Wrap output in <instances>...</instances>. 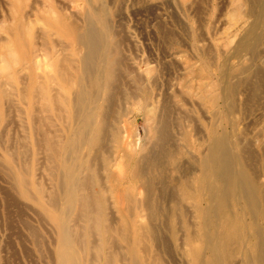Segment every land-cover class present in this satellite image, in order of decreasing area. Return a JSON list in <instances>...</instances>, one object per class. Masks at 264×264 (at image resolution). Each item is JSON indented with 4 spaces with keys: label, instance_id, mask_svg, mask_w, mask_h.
I'll list each match as a JSON object with an SVG mask.
<instances>
[{
    "label": "rangeland",
    "instance_id": "obj_1",
    "mask_svg": "<svg viewBox=\"0 0 264 264\" xmlns=\"http://www.w3.org/2000/svg\"><path fill=\"white\" fill-rule=\"evenodd\" d=\"M16 2L0 0V47L9 41L16 56L21 57L23 50L33 45L41 49L42 44L51 47L58 42L64 44L66 50L63 54L56 56L52 53L49 58V62L54 63L51 67L54 74H58L61 64L70 68L68 60L76 58L72 55L73 31L79 28L81 34H85L86 27L92 25L100 43L95 65L101 61L100 66L97 65L99 71L106 64L115 67V81L107 100L99 97L102 94L96 92L92 78L87 79L88 89L95 94L96 102L100 98L98 103L91 104L106 106L107 113L103 118L109 124L104 140L94 148L99 159H92L91 164L95 168L101 167L93 174L95 178L101 180L103 176L108 180L112 170L121 171L129 177L123 186H129L130 181V190L134 192L137 182L131 180V171L143 160L148 170L147 177L150 175L154 180L156 191L174 190L179 193V200L184 199L185 204L194 206L200 201L196 189L203 181L217 185L214 178L205 179L200 162L208 144L215 136L231 134L229 142L237 158L246 164L251 180L262 186L264 198V39L258 45L257 53H244V56L232 53L234 43L223 38L230 18L226 0H199L190 7L178 0H22V7L14 8L11 4ZM92 12L96 14L93 16ZM26 13L32 20L30 33L20 32L21 23L13 21L17 14ZM101 19L102 24L99 23ZM42 30L49 32L48 38L40 37ZM105 43L109 44L105 46ZM197 49L204 51V55L196 54ZM100 56L105 60L98 62L102 59ZM228 57L231 58L227 61ZM243 65L250 70L243 71ZM102 72L104 75L106 71ZM33 79L28 71L13 75V87L5 95L0 91V264H80L77 260L71 262L62 257L67 248L71 256L78 251L83 264L102 263V258L116 249L120 230L113 229L115 222H106L112 226L110 237L116 246L112 247L110 242L107 251L99 253L98 244L102 237L98 231V235L87 232L88 222L81 220V188L77 189L74 199L67 191L70 182L68 171L76 168L78 156H81V134L68 138L69 145L65 148H62L60 140L56 141L63 130L69 126L75 129L78 122L76 117L67 115L69 110L73 112L72 106L56 104L54 97L61 91L71 102L75 100L71 104H79L80 94L76 88L80 87L69 86L60 80V88L59 85L56 89L44 87L42 92L34 88ZM226 83L236 86L232 95L226 94ZM101 114L104 115L103 111ZM48 139L53 141L51 156ZM105 142L107 146L99 148ZM18 176L24 183V189L17 181ZM116 176L119 177L118 173ZM93 177H90L91 182H95ZM187 183L193 187L189 186L191 190L188 192ZM91 188L89 184L87 191ZM237 201V196L230 197L232 205H237ZM47 207L63 211L61 218L65 222L69 219L68 225H82L83 236L79 234L77 240L80 243H72L75 248L59 246L56 221L48 215ZM227 214V208H220L218 217L225 219ZM217 221L220 222L219 219ZM260 222L263 228L260 230L261 239L264 240L263 215ZM151 223L157 231L159 245L147 238L144 249L139 248L136 253L138 264H145L146 258L152 257L155 244L162 250V263L176 261L183 264L184 249L178 243L184 237L186 227L193 226L191 231L202 236L205 229L200 215L193 218L157 215ZM231 223L236 224V221ZM211 230L215 232L214 227ZM83 237L84 242L81 240ZM178 238L180 242L176 240ZM217 240L218 255L230 257L233 251L239 255L240 242L233 243L231 248L234 250L225 248L223 251L220 248L222 241ZM123 254H126L125 249ZM192 262L195 264L196 259ZM111 264L122 262L112 261Z\"/></svg>",
    "mask_w": 264,
    "mask_h": 264
},
{
    "label": "bare ground",
    "instance_id": "obj_2",
    "mask_svg": "<svg viewBox=\"0 0 264 264\" xmlns=\"http://www.w3.org/2000/svg\"><path fill=\"white\" fill-rule=\"evenodd\" d=\"M16 1L17 2L15 4H11V5H13L14 8H21L22 0H16ZM178 1L182 2L184 6L187 5L190 7L199 0H178ZM226 5L229 8L227 14L229 15L230 18L229 19L226 18L227 20H229L228 29H227V33L224 34L223 38H225L226 41L234 43L231 48L233 50L232 53L234 55L242 54L240 56H244V53L245 54H248L250 52L257 53L256 51L257 47L264 39V0H226ZM199 6L201 7L200 4ZM89 9L91 8L89 7ZM102 10L103 9H101V11ZM95 14L93 13V16ZM96 17L94 18L96 19ZM14 20L21 23L20 24L21 27L19 28L20 32L27 31L30 33L32 29L31 27L32 20L30 19L29 15H27V13L21 15L17 14L16 16H14L13 21ZM101 21L102 19L99 21V23ZM100 24H102V22ZM103 24L106 25V22H103ZM79 30L80 29L77 28V31H73L71 38V41L74 44L72 55L76 56L75 60H68V63L71 64L70 67L71 69L66 67L63 63L60 65L58 74L57 73L54 74V70L53 68H51L54 65V63H50L49 58L51 57L50 54L52 53L55 54L56 56L63 54L64 51L66 50L64 44H60L58 42L52 47L46 44H42L41 49L46 50V51H42V53L40 52L41 50L40 48H37L35 45H33V47L31 46L27 50L24 49L21 54V57L16 56L11 45H9V41L8 43H5V45L3 44L0 47V74H1L0 91L2 92L3 95H5L7 91L11 87H13V83H14V81L12 80L13 75L15 76L25 71H28L29 74H32L34 78L33 79L34 88L40 89L42 92L44 90L43 89L44 87L45 88L53 87L56 89L57 86L59 85L58 82H60V80L61 82H65L69 84V86L75 85L80 87L78 89L76 88V90H78V93L80 94L79 96L80 101L77 100L79 104H71L73 102L75 103V100L72 98V100L74 101L71 102V100H69L67 96L63 95V93L60 90H58L60 91V94L58 93L57 96L54 97V101L56 104L66 103L70 105V107L72 106L73 112L69 110L67 112V115L70 118L76 117V120L78 122V125L74 127L75 129L69 126L66 128V130H63V132L60 134L59 139H56V141L60 140L62 142V148H65L66 145H69V143L67 144L68 138L71 139V137L76 135L80 136L81 134V138L79 139V143L81 142V156L80 157L78 156V159L76 161V168L71 171L69 170L68 174L65 173L68 175L70 179V182L68 180L69 183H68L67 191H69L68 192L69 197L74 199L77 189L81 188V220L88 222L87 226L85 227L87 232H90L91 234L93 232L96 233L98 231L99 235L102 237L101 242L98 244L100 250L99 253L106 252L108 248L107 245L108 244L110 245V242L112 244V247H114V244L116 246L115 241H113L112 238L110 237L112 234V229H111L112 226L107 224L106 222L108 221L115 222L113 229L115 231L120 230V233L118 232L119 234L116 240V242L118 241L116 249H114V252L112 254H109L108 256H104L102 258V263L100 262L99 264H111L112 261L117 262L118 260L122 262V264H138L136 260V255H137L136 253L139 248L144 249L145 240L148 238V240H150L151 243L153 242L156 244L159 241L157 240L158 238L157 231L155 230L153 224L151 223V220L157 215H161V216L169 215V217L171 216L173 218L177 216L193 218L196 217V215L198 216L200 215L201 224L205 226L203 236L199 232L193 233L191 231V228L194 229L193 226H187L186 227L187 230L186 233L184 234V237L180 238L181 242L179 238L176 239L180 242L178 244L181 246V248L184 249L185 260L183 264H193L192 261L194 260V258L196 259L195 264H222V263L230 264L232 262L234 264H264V240L261 239L262 236L260 232L262 228L260 218L262 215L264 216V198L262 196L263 188L261 185L256 184L251 180V177L248 174L246 164L243 161H241L239 158H237L235 151L232 148L233 146H231V143L229 142V136L231 134H229V136H227L226 134H222L217 137L215 136V138L212 139L211 142L208 144L207 151L204 154L203 158H201L200 162L205 179L212 177L216 180L217 185L210 184L209 182H207V180L203 181V183L200 186H198V189H196L197 193L200 195V199H199L200 201L196 202L194 206L185 204L183 202L184 199L179 200L177 196L179 193L175 192L174 190L170 191L171 192L170 193L168 190H167L168 192H166L165 189L161 190L158 188L159 190L156 191L155 184L153 182L154 180L150 175L147 177L148 170L144 167L143 160L139 164L133 166L131 171V175H130V178H132L131 180H136L137 182L136 183L137 186L135 187L136 191L134 190V192L130 190V185H131L130 181L128 182L129 186H123L124 182H126L127 178L129 179V177L124 175L121 171L117 172L115 170H112L111 175L109 176V178L111 179L108 180L103 178V176L101 177V180L98 177L95 178L93 174L96 172V169L99 167L97 168L93 167V165L91 164L92 162L91 160L98 158L97 156L99 153L97 149L94 150V148L102 140H104L107 131V126L109 124L107 123L108 124L107 125L103 118L105 116V113H107L106 106L105 105L102 106L101 104H97V105L91 104L92 102H96V96L95 94H91L92 92L88 89L87 79L92 78L93 86L95 87L96 92L102 94L99 95V97L101 96L102 100H104L103 97H105V99L107 100V98H109L110 95L109 90L115 81V77H114L115 67L113 66V64H106L105 66L102 65L103 70L101 69L102 71H106L105 72L106 74L104 73L103 75V72L99 71L100 69L98 68V66L100 65L98 64L101 62L100 60H103L104 58L100 56V58L102 59L98 60V62L100 61L97 64L98 66L95 65L97 62L96 60L98 59L99 46H100L98 34L94 30H92V25L91 26L88 25L86 27L85 34H81ZM200 33L202 35V32ZM107 34L109 33H107L106 31V35ZM48 36H49L48 31L45 30L41 31L40 37L42 39H46L48 38ZM7 39L10 40L9 38ZM108 44L105 43V46ZM207 44H209V42ZM222 48L224 47H221V49ZM104 49H103L104 52L108 50L105 49L106 50L105 51ZM81 51H82V55H81ZM191 51H193V49ZM195 51L197 52V53L195 52L196 54L204 55V51L203 53L200 52L199 49ZM233 54L230 56H233ZM229 58L231 57H228L227 61L230 60ZM60 61L61 60H59V62ZM95 69L96 72H94ZM242 69L245 72L250 70L245 65H243ZM192 71L193 70H191V72ZM191 72L189 71V73ZM257 72L259 73V71ZM225 79L226 78H224V81ZM58 87L60 88V85ZM203 87L204 89H207V86H203ZM22 90L23 89H21V91ZM73 90L75 91V89ZM224 90L226 91L227 95H232L236 90V86L231 84L229 85L226 83L224 86ZM223 92H221L222 93L221 98H223L224 96ZM223 99H221V101ZM99 101L100 98H98V102ZM108 106L110 107L109 104ZM110 109L112 110V107ZM102 111L104 115L101 114ZM107 116L109 117V115ZM108 117L106 119H108ZM67 133H69V136H67ZM72 143H75V141ZM103 145L107 146L106 142L105 144L102 143L99 148H103L104 147ZM48 147H49L48 151L50 152V156H51L53 155L52 140L48 139ZM143 158H147V156H144ZM114 160L117 161L116 157ZM68 165L69 163L67 164V166ZM239 165L240 167H238ZM67 168L69 167H66V169ZM104 169H109V168L104 167ZM99 171L100 170L97 169V172ZM80 172H81V176H79ZM117 173L119 177L116 176ZM90 177H93V180H95V182L93 181L91 182ZM143 178L145 181H143ZM176 179L174 178L173 180L176 181ZM17 181L20 184V186L24 189V183L22 182L20 176H18ZM113 181H118V182L113 183ZM173 182H171V184ZM89 184L92 186V188L91 190L87 191ZM185 186L187 192L191 190L189 189V186L193 188L188 183L185 184ZM24 194L27 197L25 190H24ZM232 195L238 197V201L236 203L237 205L235 206L232 205V202H230V197ZM67 197L66 200L69 201ZM75 203L76 202H74V204ZM74 208L76 209V205ZM220 208L228 209V214L225 219H222V217L220 219L218 217L220 216L219 215ZM46 211L48 212V215L56 221L55 222L56 232L59 238L58 239L59 246L61 244L62 246L73 247L72 243L75 242L76 244L79 234L80 236H83L81 235L82 225L78 226L77 224L74 227L68 225L69 219L66 220L67 222H65V220L61 218L63 217L62 216L63 211L58 212L56 209H53V207L52 208L47 207ZM77 217H80V215L78 214ZM217 219H219L220 222H218ZM72 220L73 219H70V221ZM232 220L236 221V224H232L231 223ZM116 224L118 225L115 227ZM213 227L215 228V232L211 230L213 229ZM76 232L78 234H76ZM83 239L84 237L81 238V240L84 242L85 240ZM216 240L220 242L222 241L220 243V248L223 251L225 250V248H228V251L231 250L232 249L231 246L233 245L234 242L236 241L237 243L240 242V249L238 248L239 255H237L235 251L231 253L232 255L230 257L224 256L222 254L218 255L217 254L218 246L216 245L217 243L215 242ZM156 244H155L156 249L154 250L152 257L149 260L148 258H146L147 260L144 261L145 264H165L162 263L164 261H161L162 250L159 248V246H157L159 244L157 245ZM202 245L205 249L203 251H201ZM124 249L126 254H123ZM178 250L180 251V249ZM77 252L78 251L75 252L76 255L73 254L71 256L70 250L69 248H67L66 252L62 254L64 255L62 257L64 259H68L71 262L77 260V262L83 264V262L81 261L83 259H81L79 252L78 253ZM184 257L182 259H184ZM237 260H239L238 263ZM124 261H126V263H124ZM173 263L177 264L176 261H174Z\"/></svg>",
    "mask_w": 264,
    "mask_h": 264
}]
</instances>
